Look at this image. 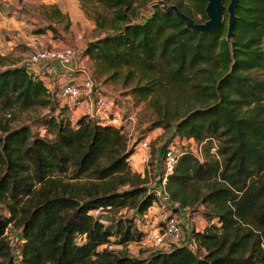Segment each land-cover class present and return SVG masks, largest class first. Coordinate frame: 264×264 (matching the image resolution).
I'll list each match as a JSON object with an SVG mask.
<instances>
[{
  "label": "trees",
  "instance_id": "16d2710c",
  "mask_svg": "<svg viewBox=\"0 0 264 264\" xmlns=\"http://www.w3.org/2000/svg\"><path fill=\"white\" fill-rule=\"evenodd\" d=\"M90 1L107 12L93 17L99 35L84 50L94 76L147 101L150 130L201 148V158L191 150L179 156L164 190L170 208L196 212L207 226L192 230L195 249L184 242L144 258L109 249L112 238L122 246L143 239L135 220L159 201L161 170L159 187H151L148 174L131 166L127 133L89 116L73 122L40 76L4 68L0 55V264H263L264 0H239L230 38L227 10L222 26L206 34L159 4L205 23L209 0ZM152 1L151 15L136 22V4ZM222 1L228 7L231 0ZM17 19L28 35L54 30H32L34 16L25 10ZM31 51L19 44L14 55ZM44 109L36 120L42 137L22 116ZM124 209L134 219L107 222L96 214ZM11 226L20 230L16 245Z\"/></svg>",
  "mask_w": 264,
  "mask_h": 264
},
{
  "label": "rangeland",
  "instance_id": "374dc122",
  "mask_svg": "<svg viewBox=\"0 0 264 264\" xmlns=\"http://www.w3.org/2000/svg\"><path fill=\"white\" fill-rule=\"evenodd\" d=\"M153 4H155V1L147 5L137 3L136 7L139 11L136 12L135 21L141 22L144 18L151 15ZM54 7L60 10L63 14L62 17L55 15ZM18 8L19 10L28 11L34 16L35 21L32 24V30H39L44 28L45 25H52L54 30L48 29L46 34L29 35V37L24 40L13 39L12 43L24 42L27 47L32 48L31 50L52 48L54 45L60 48H69L74 51L75 56L79 55L81 58L83 57V48L87 46L88 42L95 40L99 35V30L96 28L93 17L98 16V14H107L101 6L90 0H48L47 2H42V0H20L16 3L2 1L0 2V24L6 22V19L11 17ZM44 15L48 17L50 21L44 17ZM42 21H44V23H41ZM6 61L13 64L18 63L17 59L12 57H9ZM17 65H20V63ZM87 68L91 70V74L94 76L93 68L90 66H87ZM94 78L107 94L115 98L118 104L129 105L131 112L135 115V123L132 127L134 129V134L131 137L128 136V133L126 135L128 136L127 138L131 147L137 146L144 140L149 143L148 152L151 155L150 165L152 169L150 172H145L148 174L151 187L154 186L156 178L155 160L157 153L160 151L162 152L164 146H166V148L172 146L176 154L184 150L198 152V147L193 141L173 137L171 132L162 128L150 130L151 122L149 119L152 118V109L149 108L147 101L138 102L132 95H125L126 91L120 83L105 81L95 76ZM57 106L59 109H62L59 102ZM65 111L67 112V110ZM45 114H48L47 109L42 110L40 114L39 112H27L22 116L23 124L30 126L33 132H37L43 137L45 136V131L43 127L37 125L36 120L38 116ZM133 159L134 158L130 159L131 162H133ZM200 210L202 211V209ZM187 212L191 218L189 232H192V230L197 232L203 231L206 223L200 214L195 212V214L192 215L190 211ZM96 214L102 216L107 222H117L119 219L125 218L134 219L135 217L133 211L127 209L121 210L120 212L99 211L96 212ZM175 215L176 211L168 206L165 199L160 198L143 218H137L135 220V224L140 231L151 230L162 224V222L168 218L173 217L180 220L179 216L175 217ZM177 215L183 216L182 219H184L186 213L180 211L177 212ZM183 228V238L177 245H183V241L187 238V235H189L187 226H183ZM8 237L12 245H16L20 240V230L11 226L8 230ZM171 245L175 246V244ZM108 247L116 252L121 250L127 251L131 256L140 258H144L148 256L149 253L154 252V249L143 247L140 243H130L125 246L119 245L117 244L116 238L111 239V243Z\"/></svg>",
  "mask_w": 264,
  "mask_h": 264
},
{
  "label": "built area",
  "instance_id": "2783aa9c",
  "mask_svg": "<svg viewBox=\"0 0 264 264\" xmlns=\"http://www.w3.org/2000/svg\"><path fill=\"white\" fill-rule=\"evenodd\" d=\"M45 65L54 72L59 68L63 71V74L71 77V79H67L60 86V90L57 93V99L61 108L67 110L70 114L77 115L76 112H79L80 115L96 119L103 125H111L124 134L128 133L130 137L134 134L132 127L135 123V115L131 112L130 106L126 104L119 105L115 98L107 94L101 85L98 84L93 74H91V70L85 66L76 65L75 54L72 49L44 48L32 50L24 62V67L29 71ZM76 74L77 77L74 76ZM197 147L198 152L191 151L201 158V148ZM213 150L215 151V149ZM148 151L149 143L144 140L137 146H134V154L131 157L139 156L140 162L144 166V172H150L152 169L150 165L151 155ZM184 151L176 154L172 146L168 147L163 159L157 153L155 173L157 174L161 170L162 174V188L157 191V195L159 198L165 199L168 205L169 196L165 192L164 186L167 177L174 172L179 156ZM160 161L162 163L161 169L158 166ZM158 177L160 180L161 176ZM153 188L157 187L153 186ZM186 211H189V209ZM182 224L183 222L177 218H168L159 226L143 231V239L135 243H140L143 247L154 249V251L167 250L172 247L171 244L177 245L181 242L184 231ZM183 242H186V245L192 249L196 248L195 241L191 238V232H189V241L185 239Z\"/></svg>",
  "mask_w": 264,
  "mask_h": 264
},
{
  "label": "crops",
  "instance_id": "0c3cea01",
  "mask_svg": "<svg viewBox=\"0 0 264 264\" xmlns=\"http://www.w3.org/2000/svg\"><path fill=\"white\" fill-rule=\"evenodd\" d=\"M2 1L3 2L8 1V2H12V3H14V2L16 3L17 1H20V0H0V2H2ZM47 1L48 0H42V2H47ZM18 10H19V8L15 10V12L13 13V15L11 17L6 19V22L0 24V55L5 57L6 60L9 57L17 59V61H18L17 64L20 63V65L9 63L6 61L7 66H4V68L24 66V62L26 59L24 57L20 58V57H18V56L16 57V55H14L16 46H18L19 44H25L26 45V43H24V42L12 43L13 39L24 40V39L29 37V35L26 32L29 26L25 22L19 21L17 19V11ZM2 30L6 32L5 35L1 32ZM47 45H48V42H47ZM52 48H60V47L54 45V46H52ZM60 49H66V48H60ZM85 49H86V46L83 48V51H82L83 57L82 58L79 55L75 56V64L79 65V66L81 65V66H85V67H87V66L92 67L88 57L84 56V50ZM30 72L40 76L41 79L44 81L46 87L52 93H54V92L58 93L60 90V86L67 79H71L70 76L63 74V71L61 69L58 68L57 71L54 72L51 69H49L48 66H46V65L42 66V67L33 68V70H30ZM74 76L77 77V74ZM119 105H121V104H119ZM76 114L77 115H74L73 113L70 114L73 122H76L77 120H79L82 117V115H80L79 112H76ZM133 158H134L133 162H131V166H132L133 170L138 172V173L143 174L144 173V166L140 162L139 156L136 155ZM155 176H156V178H155L154 186L159 187L158 173L157 174L155 173ZM181 211L186 213V215L184 216V219H182L183 216L177 215V212H176L175 217L179 216V219L183 222V224H185V227L187 226V228L190 229V219H191L190 215L186 210H181ZM178 212H180V211H178ZM193 214H195V213H192V215ZM204 222L206 223V225H205V227H206L207 222L205 220H204ZM198 232H200V231H198Z\"/></svg>",
  "mask_w": 264,
  "mask_h": 264
},
{
  "label": "water",
  "instance_id": "95a60500",
  "mask_svg": "<svg viewBox=\"0 0 264 264\" xmlns=\"http://www.w3.org/2000/svg\"><path fill=\"white\" fill-rule=\"evenodd\" d=\"M167 12H174L176 16L186 24V26L196 32L212 34L216 32L223 24L224 13L227 10L228 20V38L231 37L236 22V9L239 0H231L228 7H225L222 0H209L206 14L208 20L205 23H196L192 18L183 14L177 6H168L165 2H159Z\"/></svg>",
  "mask_w": 264,
  "mask_h": 264
}]
</instances>
